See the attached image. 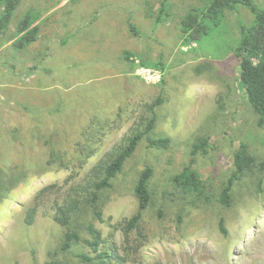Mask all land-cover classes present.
Returning <instances> with one entry per match:
<instances>
[{"label":"rangeland","instance_id":"obj_1","mask_svg":"<svg viewBox=\"0 0 264 264\" xmlns=\"http://www.w3.org/2000/svg\"><path fill=\"white\" fill-rule=\"evenodd\" d=\"M254 1L264 9V0ZM209 2L23 0L18 6L0 37V177L10 184L6 194L0 190V264H46L54 257L81 264L79 247L60 248L64 228L54 219L57 205L140 117L150 115L146 104L158 97L164 101L151 135L172 142L167 148L141 142L105 192L97 227L121 247V264H264V126L239 83L234 52L240 26L251 25L255 14L238 4L221 14L218 25L208 19L209 33L186 44L183 18L192 9L204 11ZM163 3L166 12L157 23ZM28 12L41 31L36 43L21 50L13 44L15 31ZM159 62L164 66L156 67ZM93 121L100 142L84 168L48 164L51 147L72 155ZM202 138L210 149L193 154ZM242 142L257 160L226 208L217 197ZM147 165L155 173L154 200L142 221L145 242L138 253L126 254L122 224L138 209L135 183ZM187 165L209 183L212 202L204 207H193L173 183ZM36 203L28 223V209ZM220 217L228 236L220 231Z\"/></svg>","mask_w":264,"mask_h":264},{"label":"trees","instance_id":"obj_2","mask_svg":"<svg viewBox=\"0 0 264 264\" xmlns=\"http://www.w3.org/2000/svg\"><path fill=\"white\" fill-rule=\"evenodd\" d=\"M23 0H0V37L11 27L14 13ZM238 4L248 6L255 14L251 25L242 24L239 29V40L234 49L239 60V83L245 90L247 100L258 114V124L264 126V9L257 6L254 0H210L207 8L199 12L196 9L189 11L182 20V32L185 43H196L209 33L208 19L219 24L221 14L226 10L234 9ZM157 23L163 20L166 12L165 3L162 4ZM37 17L28 12L17 24L14 46L24 50L39 40L41 28ZM135 26L132 30L135 31ZM133 54L126 52V59L132 62ZM142 64L147 62L142 59ZM159 62L156 67H163ZM164 99L158 97L154 102L147 103L150 115L140 117L131 131L113 148L105 152L99 160L87 171L79 181L73 182L57 205L54 215L55 221L64 228V235L60 248L64 252L79 247L78 257L81 264H121L126 262L121 247L115 241L103 236V232L96 225V220H103L105 192L114 187L115 178L123 171L126 162L135 154L139 145L146 140L151 147L167 148L172 139L170 137H152L151 133L157 123V108ZM99 125L91 122L81 137L75 143V151L68 155L66 151L51 147L48 164L60 163V167L70 170L82 169L90 158L96 155L100 142L98 135ZM211 144L207 138L195 142L193 154L199 151L208 152ZM256 157L249 151L248 144L242 142L234 154V168L218 193L217 200L221 206L229 208L233 205L234 192L239 183L255 166ZM154 168L147 165L140 171L135 183V194L138 200L137 211L122 224L126 254L138 253L143 247L145 235L142 231V221L145 211L152 205L154 191L151 183L154 177ZM14 180V179H13ZM173 183L191 199L193 207H204L211 203L209 183L204 180L198 170L192 165L185 166L173 177ZM10 184L0 177V190L5 194L10 190ZM38 194L41 197L43 191ZM39 204L28 209V223H31L37 214ZM184 212L178 213L179 223L184 222ZM220 231L229 235L225 217L219 219ZM137 231L138 236L133 238ZM81 247H87L92 252H86ZM132 249V252H129ZM46 264H70L61 258H52Z\"/></svg>","mask_w":264,"mask_h":264}]
</instances>
